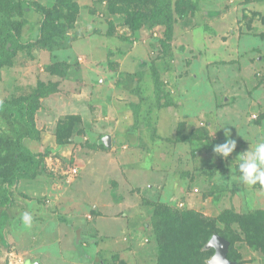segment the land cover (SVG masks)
Here are the masks:
<instances>
[{
  "label": "rangeland",
  "instance_id": "374dc122",
  "mask_svg": "<svg viewBox=\"0 0 264 264\" xmlns=\"http://www.w3.org/2000/svg\"><path fill=\"white\" fill-rule=\"evenodd\" d=\"M32 1L0 102L29 104L43 163L0 207V264H167V228L203 244L175 264H210L220 233L230 260L264 264V187L235 160L264 140V0ZM26 132L21 109L0 111V195Z\"/></svg>",
  "mask_w": 264,
  "mask_h": 264
},
{
  "label": "trees",
  "instance_id": "16d2710c",
  "mask_svg": "<svg viewBox=\"0 0 264 264\" xmlns=\"http://www.w3.org/2000/svg\"><path fill=\"white\" fill-rule=\"evenodd\" d=\"M28 7L30 10H33L34 12H37L39 14H43L42 9L36 5L32 0H9L7 2V13L3 15V32L0 35V71L2 67L7 63L8 59L12 57L18 48L25 47L26 43L22 42L21 34H20V25L16 21H14L13 16L16 12L22 13L24 11V8ZM11 43L10 47H8V44ZM21 109L22 114L24 116L25 123L27 125V132L24 133L21 138L19 139V142L17 143V148L20 149L25 157V160L23 161L21 167H18L17 170L11 174L9 178V185H3L0 195V207H11L13 206L15 199L13 197L12 192L9 190L10 187L18 186L19 181L21 178L24 177H31L33 172H36L41 167L43 161L42 158L29 149L26 145H24V140H31V141H37L40 139V130L37 128L34 116L32 115V109L27 104L26 101H21L18 103H10L8 101H1L0 102V111L1 112H8V113H14ZM163 222L167 223L168 220L164 219ZM194 222H192V225H189L188 228H194L193 227ZM161 227V224L159 225ZM186 228V229H188ZM189 229V230H190ZM172 230L167 228L166 233H164L163 237H165V240L169 243L167 245H164L165 250L171 252V254L168 257L167 264H175L178 262V256L184 255L188 256L189 259L195 257V252H201L202 245L196 244L195 242L197 240L191 241L189 238V235L186 238H179L178 234H173L172 236ZM225 239H227L231 244V238L228 234H222L220 233ZM157 239L161 244H164L165 241L162 237H160V231L158 232ZM173 237V247L170 246V237ZM201 235V233L199 234ZM181 239V240H180ZM183 240V241H182ZM231 247V246H230ZM161 255L160 257H164V253L162 250L160 251ZM190 253V256L188 255ZM228 258L231 259L232 257L228 254ZM159 262L161 263L160 259ZM162 264V263H161ZM164 264V263H163Z\"/></svg>",
  "mask_w": 264,
  "mask_h": 264
},
{
  "label": "clouds",
  "instance_id": "9594fccd",
  "mask_svg": "<svg viewBox=\"0 0 264 264\" xmlns=\"http://www.w3.org/2000/svg\"><path fill=\"white\" fill-rule=\"evenodd\" d=\"M222 129H224L225 142L214 145L213 152L216 156L227 160L236 150L237 140L232 137L230 128L225 126ZM235 160L237 161L238 179L241 184L251 187L259 183L264 187V140L250 145L249 149L240 153ZM21 221L25 228H30L33 217L30 213L24 212Z\"/></svg>",
  "mask_w": 264,
  "mask_h": 264
},
{
  "label": "water",
  "instance_id": "95a60500",
  "mask_svg": "<svg viewBox=\"0 0 264 264\" xmlns=\"http://www.w3.org/2000/svg\"><path fill=\"white\" fill-rule=\"evenodd\" d=\"M208 247H213L215 249V254L211 258L210 264H236V262L228 258L230 242L222 235H213L209 241Z\"/></svg>",
  "mask_w": 264,
  "mask_h": 264
}]
</instances>
